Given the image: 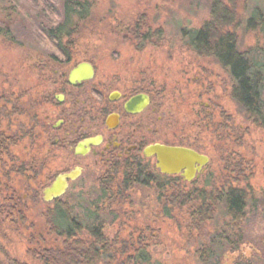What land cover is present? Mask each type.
I'll return each mask as SVG.
<instances>
[{"label": "rangeland", "instance_id": "1", "mask_svg": "<svg viewBox=\"0 0 264 264\" xmlns=\"http://www.w3.org/2000/svg\"><path fill=\"white\" fill-rule=\"evenodd\" d=\"M215 1L83 0V4L87 5L89 9H83L84 13L80 16L78 15L80 7L76 6L73 9L74 13L68 19L66 31L71 29L75 31L74 47H79L82 51L89 48L91 52L106 54L102 71L112 73L124 70L154 71L160 79L168 76L170 86L172 85L171 89H175V92L178 90L176 83L179 80H188L185 74L195 77V73L201 68L205 79L208 78L213 83L211 86L207 85V88L212 90L208 96L205 95V98H218L221 108L231 112L234 116L236 131L238 128H243L249 133L244 145L233 150L232 147L226 146L225 141L215 139L214 134L210 133L212 131L208 129V142L217 146L215 151L213 146L208 148L215 152L213 169L218 166L219 179L225 180L231 176L232 167L240 162L242 165L239 166L243 171V176L240 178L243 183L240 186L247 191L250 186L252 187L250 192L258 194L264 191V128L254 125L245 115L244 110L235 101L230 100L231 80L226 71L214 58H199L195 53H189L190 46L187 45L182 34L184 31L187 36L193 37L196 35L194 31L203 28L206 23L210 22L212 5ZM218 1L235 15L238 23L235 26L233 24L228 26L227 31L236 33L239 50L245 52L255 49L251 59L256 58L264 62V58L260 56L264 55V36L258 30H247L245 25L255 8L264 11V0ZM5 21L13 24V32L11 39L0 35V97L11 100L8 110L11 111L8 119L11 131L20 129L23 132H32L34 130L31 127L33 123L31 112H33L34 106L31 103L36 97L35 80L38 76L37 73L40 72L37 64L43 52L42 49L53 47L44 39V35L39 29L49 25V22L26 0H0V28H4ZM147 36L150 38L145 39ZM258 48H262V50H256ZM183 83L186 81L183 80ZM196 88L194 82L182 86L187 110L193 102ZM226 97L230 98V103H227ZM219 133L225 134V130L224 132L219 130ZM25 142V150L23 148L11 150L13 156L16 157L20 154L22 158L24 156L33 158L40 164L43 152L38 149L35 133L34 139L30 138V141ZM231 150L237 153V156H233L235 157L234 161L227 162ZM224 152L228 155H225ZM225 158L226 161L222 162ZM20 162L22 163V160L16 163L20 165ZM11 164L13 163L10 160L3 166L5 171L10 170ZM50 170L51 168L47 169L46 167L43 170L40 167V169H36V173L30 171L24 177L37 176L41 184L39 187L41 191L45 184V177ZM2 174L3 170L1 172L0 164V177ZM25 178H19L14 173L11 174L13 187L17 188L25 199H28L30 192L27 191L32 186L22 187L23 184L26 185ZM30 182L32 183V181ZM82 190L75 188L64 198L77 202V205L81 204L82 210L88 208L86 206L91 201L102 206V198L98 199L94 196L89 199L90 197L86 195L88 194L87 189L83 190L86 193L83 198L78 199L76 194L79 191L81 193ZM154 194V192L149 196L138 194L125 199L121 204H119V200L117 201L120 197L106 195V204L114 202L112 207L120 209L125 214L123 219L118 222L105 224L108 237L119 234V230H121V235L125 238L132 229L147 228L149 251L154 259L163 264H196V251L204 242L222 230L221 224L226 221L225 205L221 203L216 212L212 209V212L207 216L211 219L205 221L207 223H201L193 221L190 214L187 213L189 211L187 207L186 211L184 208L174 210L171 207L170 214L164 216L161 207L159 208L157 205ZM111 197H114L115 200ZM27 204L29 209L24 222L0 226L2 231L0 233V264H9V258L22 261L30 260L26 252L28 249L27 239L37 233L39 228L37 216L45 209V206L34 203L31 199H28ZM51 206L52 204L49 205V207ZM257 214L252 212L249 215V222L243 227L242 250L245 255H249L254 246L264 247V220L262 221ZM234 255L227 253L224 259L230 262L234 259Z\"/></svg>", "mask_w": 264, "mask_h": 264}, {"label": "flooded vegetation", "instance_id": "2", "mask_svg": "<svg viewBox=\"0 0 264 264\" xmlns=\"http://www.w3.org/2000/svg\"><path fill=\"white\" fill-rule=\"evenodd\" d=\"M70 34L62 40L61 46L43 48L37 64L40 72L35 80L31 127L38 149L43 152L38 166H42L43 170L51 168L45 180L43 178L42 196L44 189L59 176L74 173L77 178L68 180V189L62 198L75 188L88 190V194L83 190L77 192L78 199L85 194L89 199L94 196L100 199L104 189L120 198L138 194L149 196L154 192L156 199H160L161 195L169 193V196L179 199H195V212L199 213L201 223L211 219L204 211L207 214L212 209L216 212L223 203L226 221L221 224L222 230L216 236L224 235L225 227L229 228L227 223L231 217L226 206L228 208L236 194L244 197V216L239 220L243 222V227L254 210L264 211L260 201H264V191L256 194L250 192L252 187L247 185V191L240 186L243 183L240 180L243 176L240 162L232 167L231 176L225 180L219 179L218 166L213 169L217 146L208 142V129L215 139L225 141L226 146L233 150L244 145L249 133L243 128L236 131L234 116L221 108L218 98H205L212 90L207 85L213 83L205 79L201 68L195 77L185 74L188 80H179L175 92L171 89L169 77L160 79L154 71H102L106 54L74 47L76 34ZM182 34L186 39L184 31ZM148 38L150 36L145 37ZM188 49L189 53L204 57L196 48L190 46ZM214 59L231 80V99L226 97L227 103L230 99L243 108L240 97L235 94L236 81L230 66L226 67ZM81 65L90 66L93 76L72 83L71 72ZM183 80L188 84L194 82L197 87L188 110L183 95L182 86L186 84ZM243 110L254 125L264 128L251 117L249 111ZM219 130H225V134H220ZM157 145L192 152L195 158L193 165L178 173H163L158 167V156L147 153ZM211 146L214 151L208 149ZM233 150L227 162L234 161L233 156H237ZM203 157L206 158L204 164ZM257 200L258 207L252 209V202ZM157 205L159 208L162 205L164 216L170 214L171 207L186 211L185 206L171 205L165 199Z\"/></svg>", "mask_w": 264, "mask_h": 264}, {"label": "trees", "instance_id": "3", "mask_svg": "<svg viewBox=\"0 0 264 264\" xmlns=\"http://www.w3.org/2000/svg\"><path fill=\"white\" fill-rule=\"evenodd\" d=\"M26 1L49 22V25L41 27L39 30L44 35V39L52 46H61V42L66 36L75 33L73 29L66 31L68 19L74 13L73 9L79 5L78 15L82 16L83 9L88 8L83 4V0L82 2L80 0ZM221 10L222 13H220ZM237 23L232 11L216 0L212 5L211 21L206 23L203 28L194 31L195 36L186 35V42L202 53L204 57H214L224 66H230L236 81L235 94L240 97L239 102L242 109L249 111L251 117L264 126V62L256 58L251 59L255 49L247 52L239 50L236 33L227 31L228 26L232 24L235 26ZM245 25L247 30H258L264 36V11L255 8ZM12 27L11 22L5 21L4 28H0V35L11 39ZM256 50L259 51L262 48ZM260 56L264 58V55ZM3 98L0 97L1 172L3 170L2 177H0V226L24 222L29 209L28 199L45 206V209L37 216L39 224L37 233L27 239L28 249L26 252L30 260L22 261L9 258V264H163L154 259L149 251L147 228L132 229L125 238L121 235V230H119V234L108 237L105 224L116 223L123 219L125 214L120 209L112 207L114 202L106 204L105 199L109 192L105 189L102 191V206L93 202L88 204L86 206L88 208H84V210H82L81 204L77 205V202L66 198L52 203L43 202L38 177H24L27 172L36 173V169H40L39 167L42 166H38L33 158L25 156L22 158L20 154L14 157L11 153L13 148L25 150V141H30V138L34 139V132H23L20 129L11 131L8 124L11 100ZM10 160L13 164L10 165L9 171H5L3 166ZM19 160H22L20 165L16 163ZM12 173L19 178L26 179V185L23 184L22 187L32 186L27 191L30 192L28 199H25L24 195L13 187ZM112 196L114 195L112 194ZM112 199L115 200L114 197ZM125 199L128 198L121 197L117 201L119 200V204H121ZM163 199L169 200L171 205L177 204V206H181L183 204L179 203L185 202L186 204L183 206L188 208L187 213L190 214L193 221L200 222L199 213L195 212L197 209L195 199H179L165 193L161 195L160 199H156V202L162 203ZM260 201L261 206L264 207V201ZM243 202V195L238 194L230 200L228 208L226 206L227 214L229 218L231 217L227 223L229 228L225 227L224 235H215L201 245L196 251V264H264V247L254 246L249 255L243 253L242 234L244 229L243 222L239 221L244 216L245 205ZM258 202V200L252 202V209L258 207ZM51 204L52 206L49 207ZM255 212L263 221L264 211L256 209ZM204 214L209 215L206 211ZM227 253L235 254L234 259L230 262L224 259Z\"/></svg>", "mask_w": 264, "mask_h": 264}, {"label": "water", "instance_id": "4", "mask_svg": "<svg viewBox=\"0 0 264 264\" xmlns=\"http://www.w3.org/2000/svg\"><path fill=\"white\" fill-rule=\"evenodd\" d=\"M92 76L93 69L90 66L81 65L71 72L70 81L75 83L83 79H89ZM147 153L158 156V167L166 174L178 173L184 168L189 169L191 165H193V160L195 159L190 151L176 148H165L158 145L151 147ZM205 162L206 158L203 157V164ZM76 178L77 175L74 173L59 176L49 187L44 189L42 196L43 201L45 203H52L61 199L67 192L68 180L74 181Z\"/></svg>", "mask_w": 264, "mask_h": 264}]
</instances>
